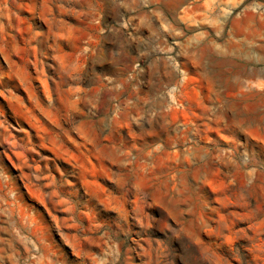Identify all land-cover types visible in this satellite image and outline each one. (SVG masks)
Segmentation results:
<instances>
[{
  "label": "rangeland",
  "instance_id": "obj_1",
  "mask_svg": "<svg viewBox=\"0 0 264 264\" xmlns=\"http://www.w3.org/2000/svg\"><path fill=\"white\" fill-rule=\"evenodd\" d=\"M166 4L0 0V264H264V0Z\"/></svg>",
  "mask_w": 264,
  "mask_h": 264
},
{
  "label": "bare ground",
  "instance_id": "obj_2",
  "mask_svg": "<svg viewBox=\"0 0 264 264\" xmlns=\"http://www.w3.org/2000/svg\"><path fill=\"white\" fill-rule=\"evenodd\" d=\"M166 1H167V4H168V5L166 4L168 6L167 8H169L171 10H174L176 5L181 2V0H166Z\"/></svg>",
  "mask_w": 264,
  "mask_h": 264
}]
</instances>
